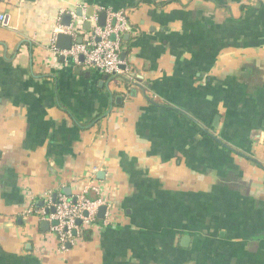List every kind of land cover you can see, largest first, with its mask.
Here are the masks:
<instances>
[{
  "label": "crops",
  "instance_id": "obj_1",
  "mask_svg": "<svg viewBox=\"0 0 264 264\" xmlns=\"http://www.w3.org/2000/svg\"><path fill=\"white\" fill-rule=\"evenodd\" d=\"M164 1L0 2V264H264V0ZM83 7L127 13L121 73L53 54ZM89 181L60 250L27 209Z\"/></svg>",
  "mask_w": 264,
  "mask_h": 264
},
{
  "label": "built area",
  "instance_id": "obj_2",
  "mask_svg": "<svg viewBox=\"0 0 264 264\" xmlns=\"http://www.w3.org/2000/svg\"><path fill=\"white\" fill-rule=\"evenodd\" d=\"M3 1L0 0V2ZM82 12L83 21L91 22L89 34L86 35L83 42L74 43L70 49H61L56 46L55 42H52L50 47L53 54L57 57L70 58L75 64L84 65L86 68L100 69L107 75L121 73L123 71L121 68L123 64L121 60V40L128 29L127 13L108 10L106 25L101 27L98 24L99 17L97 15L88 16L86 7H83ZM114 19L115 23H113ZM9 22V14L0 10V25L8 26ZM74 28L72 23L70 26H62L60 31L77 36L78 34ZM112 36H114V39ZM81 55L84 56L83 62L80 60ZM90 192H93L96 197H89ZM44 195L46 197L45 206L36 208L32 205L28 207L27 212L36 214L41 220H47L51 223L54 220L57 221L56 224L51 226V230L58 237L60 250H66L69 244L75 243L84 229L93 226L100 207L102 205L107 206L100 186L91 181L74 196L60 194L54 201L51 192H46ZM53 206L55 212L52 213L48 210Z\"/></svg>",
  "mask_w": 264,
  "mask_h": 264
},
{
  "label": "water",
  "instance_id": "obj_3",
  "mask_svg": "<svg viewBox=\"0 0 264 264\" xmlns=\"http://www.w3.org/2000/svg\"><path fill=\"white\" fill-rule=\"evenodd\" d=\"M29 1H33V0H29ZM93 13H94V10H93V8H91L88 11V14L89 15H93ZM82 14H83L82 9L81 8H78L77 11H76V16L81 17ZM106 20H107V11L106 10H103L99 14V18H98V24H99V26L104 27L106 25ZM73 21H74V18H73V15L71 13H67L66 12V13L63 14V23L62 24L64 26H70L73 23ZM113 23H115V19L113 20ZM85 24H86V29L89 30L90 27H91V22L86 21ZM112 38L114 39V36H112ZM98 40H99V38H98ZM81 42H83V38L82 37H79V38H77V40H74V36L72 34H66L64 32H60L56 36V46L59 47V48H61V49H70L74 43H81ZM126 55H127V47L126 46H123L122 47V52H121V60L123 61V64L121 65V68L122 69H125L126 68V64H125ZM63 58L64 57L62 56V59ZM80 60H81V62L84 61V56L83 55L80 56ZM217 119H219L218 116L216 117V120ZM100 175L102 176V172L100 173ZM65 194H67L68 196H70L71 195V192H68L67 191V192H65ZM56 197H57V194H54V201L57 199ZM37 206L40 207V208H42L44 206L43 200H38L37 201ZM48 211L55 212V207L53 206ZM105 211H106V206L105 205H102L100 207V209H99V215L102 216ZM52 223L53 224H56L57 221L54 220ZM42 225L47 228V226H49V221H43L42 222Z\"/></svg>",
  "mask_w": 264,
  "mask_h": 264
},
{
  "label": "trees",
  "instance_id": "obj_4",
  "mask_svg": "<svg viewBox=\"0 0 264 264\" xmlns=\"http://www.w3.org/2000/svg\"><path fill=\"white\" fill-rule=\"evenodd\" d=\"M143 1L148 2V3L155 2V0H143ZM169 1H171V0H165L164 2H161V4H166ZM263 15H264V8L262 9V16ZM121 43H122V47L125 46L126 44H128V41H126L124 39V36L122 37ZM89 197L94 198V193L93 192H90L89 193ZM82 235H83V238L84 239L89 240L90 237H91V232L88 231L87 229H84L83 232H82Z\"/></svg>",
  "mask_w": 264,
  "mask_h": 264
}]
</instances>
